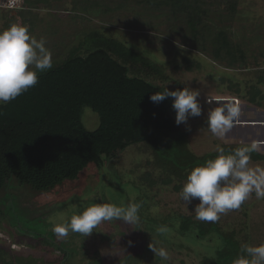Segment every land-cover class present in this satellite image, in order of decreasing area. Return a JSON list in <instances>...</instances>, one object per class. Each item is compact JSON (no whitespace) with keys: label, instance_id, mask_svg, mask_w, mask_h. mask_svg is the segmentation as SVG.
Wrapping results in <instances>:
<instances>
[{"label":"rangeland","instance_id":"rangeland-1","mask_svg":"<svg viewBox=\"0 0 264 264\" xmlns=\"http://www.w3.org/2000/svg\"><path fill=\"white\" fill-rule=\"evenodd\" d=\"M205 1L210 16L198 27L207 39L205 51L197 49L182 18L172 16L166 8L146 9L134 0H105L111 11L74 13L66 0L27 11H0V32L13 24L25 26L37 40L46 41L53 65L92 31L120 41L162 68L154 76L156 83L169 91L188 87L200 93L202 115L179 125L192 154L215 153L218 147L234 143L264 154L263 128L237 123L218 138L207 127L209 110L229 103L239 104L241 123L262 120L264 0ZM231 2H235L234 11L229 9ZM218 33L233 45V59L212 56L213 46H220ZM208 99L213 102L208 103ZM175 115L173 109L174 120ZM82 123L86 130H95L97 114L84 108ZM102 163L90 164L78 180L51 193L33 195L27 188L11 186L9 203L1 202L5 216L0 219V264H60L61 250L67 254L68 264H198L203 257L214 255L222 244L220 237L198 239L178 233L175 225L179 217L199 221L194 213L199 200L185 205L179 193L186 179L164 182L166 174L156 168L153 153L145 145H131ZM250 166L264 169V161L250 160ZM146 174L152 184L145 182ZM132 202L142 204L135 225L106 221L89 236L70 231L64 238H57L52 230L94 204L126 207ZM214 223L242 245H260L264 243V198L258 199L253 192L238 209L221 215ZM162 225L168 229L163 234L157 231ZM151 242L167 250V260L149 249Z\"/></svg>","mask_w":264,"mask_h":264},{"label":"trees","instance_id":"trees-1","mask_svg":"<svg viewBox=\"0 0 264 264\" xmlns=\"http://www.w3.org/2000/svg\"><path fill=\"white\" fill-rule=\"evenodd\" d=\"M23 1L27 11L61 0ZM66 1L74 13L112 10L105 0ZM134 1L152 10L166 8L172 16L182 18L197 49L205 51L207 39L198 29L210 16L205 0ZM229 9L235 10V2ZM218 35L220 46H213L212 56L233 59V45ZM161 72L145 54L92 31L60 63L39 74L37 85L0 108V219L5 216L1 202L9 203L11 186L27 188L33 195L54 192L78 180L90 164L101 166L103 159H111L131 145L142 144L151 150L167 183L185 180L193 168L214 159L218 151L203 156L189 151L187 136L172 117L171 97L159 104L150 101L151 95L166 88L154 81ZM84 108L98 116L99 125L93 131L82 123ZM240 147L244 145L234 143L223 149L228 154ZM250 149V160L264 161V154ZM144 180L152 184L148 174ZM178 219L175 227L182 235L222 240L214 255L203 257L198 264H231L239 253L242 244L233 234L222 233L216 223ZM61 251L60 264H68L67 254Z\"/></svg>","mask_w":264,"mask_h":264},{"label":"clouds","instance_id":"clouds-1","mask_svg":"<svg viewBox=\"0 0 264 264\" xmlns=\"http://www.w3.org/2000/svg\"><path fill=\"white\" fill-rule=\"evenodd\" d=\"M45 45L43 38L37 40L22 25L13 24L0 32V108L37 85L39 74L53 68L52 54ZM199 95L198 91L188 87L176 91L165 88L151 95L150 101L159 104L171 97L175 123L179 126L185 124L189 117L202 115ZM212 102L208 99V103ZM240 114L238 103L216 106L208 112L207 127L213 135L223 138ZM250 150L244 146L225 154L224 149L218 147L219 154L214 159L190 171L179 196L186 206L195 199L199 200L194 209L197 220L217 222L221 215L238 209L253 192L258 199L264 198V169L250 166ZM141 207L138 202L129 203L126 207L94 204L73 215L69 223L55 225L52 230L57 238H64L70 231L89 236L106 221L122 220L135 225L140 220ZM157 231L163 234L168 229L162 225ZM148 247L163 260L168 259V252L163 247L157 248L153 242ZM231 264H264V243L242 245Z\"/></svg>","mask_w":264,"mask_h":264},{"label":"built area","instance_id":"built-area-1","mask_svg":"<svg viewBox=\"0 0 264 264\" xmlns=\"http://www.w3.org/2000/svg\"><path fill=\"white\" fill-rule=\"evenodd\" d=\"M24 10L26 7L23 0H0V11L14 13Z\"/></svg>","mask_w":264,"mask_h":264},{"label":"crops","instance_id":"crops-1","mask_svg":"<svg viewBox=\"0 0 264 264\" xmlns=\"http://www.w3.org/2000/svg\"><path fill=\"white\" fill-rule=\"evenodd\" d=\"M1 13V12H0ZM8 13V12H7ZM233 102V101H232ZM260 118L262 119L261 120V122H240V120L238 119L237 121L238 122H235L234 124L235 125H237V123H239L238 125H241V126H251V127H259V128H263L262 130H263V132H264V113L263 112H261V114H260ZM245 124V125H242V124ZM252 124V123H254V124H252V125H250V124ZM264 134V133H263ZM262 145H264V143H261Z\"/></svg>","mask_w":264,"mask_h":264}]
</instances>
